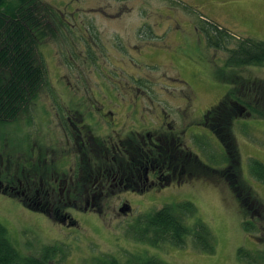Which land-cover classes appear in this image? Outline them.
<instances>
[{
  "label": "rangeland",
  "instance_id": "374dc122",
  "mask_svg": "<svg viewBox=\"0 0 264 264\" xmlns=\"http://www.w3.org/2000/svg\"><path fill=\"white\" fill-rule=\"evenodd\" d=\"M45 1L65 10L68 18L78 26L68 32L67 38L49 40L48 45L42 47L49 80L57 90L63 91V86L66 88L68 82L72 83L77 74L90 76L92 73L85 57L81 60L72 55L75 50L70 44L73 37L79 35L84 38L91 31L98 32L103 37L101 41H106L111 47V57H119L117 51L118 55L113 54L114 43H136L139 29L142 32L155 31L157 36L153 39L156 48L149 55L153 63L149 66L138 62L135 64L163 77L169 83L170 90H176V94L185 95L187 91H194L196 105L200 109L218 104L234 85L236 76L264 79L263 66H229V51L209 46L205 34L196 29L201 20L206 19L222 25L236 37L264 41V0ZM235 46L236 40L230 39L228 49ZM114 61L121 63L116 59ZM124 67L128 68L126 65ZM40 95L38 103L31 106L32 114L36 116L29 131L33 134L34 142H38V138L43 139L44 133L45 140L39 143L44 142L45 147L52 148L57 146L49 139L54 132V123L50 120L45 124L38 117L44 106L52 103L48 101L47 89ZM64 96L68 97L67 94ZM25 122L22 121V124ZM232 122L230 133L237 151L231 145L228 147L234 151L239 177L232 168L226 170V175L214 171L220 170L224 162L229 163L230 155L225 154L223 143L213 131H195L193 128L190 140L192 151L211 169L199 166L200 169L196 170L200 176L182 187L150 188L145 193L108 194L101 199L97 210L74 208L71 204L65 205V202L60 206L50 204L49 208L42 210L0 191V222L7 226L10 238L22 254L37 256L44 247L57 246L52 264H90L92 259L101 255H124L127 252L155 254L170 264H241L238 257L240 248L264 250V182L257 179L251 167L254 159L264 163V119L254 114L247 115L242 110L233 117ZM21 127L24 130L25 126ZM193 131L196 132L194 137ZM21 135L16 130L11 132L13 140L23 138ZM231 137H226L225 142ZM49 157L55 158L54 155ZM6 159L3 162L0 160V178L3 181L6 173L1 170L8 164ZM19 159L12 158L13 161L8 164L12 169L10 174H23L25 165ZM192 163L197 168L198 163ZM239 179L247 186L245 188L250 186L252 189L250 199L244 203L239 194L247 197L246 189H237L235 193L231 187V182ZM62 196L68 200L67 194ZM54 197L58 198L57 195ZM253 199L257 202H253ZM186 200L195 204L200 216L209 224L215 239L213 252L196 249L190 238L183 248L171 245L155 248L130 237V226L140 214ZM124 203L130 205L126 211L120 210ZM254 208L257 210L254 211ZM246 217L262 226L263 232L248 233L243 225Z\"/></svg>",
  "mask_w": 264,
  "mask_h": 264
},
{
  "label": "flooded vegetation",
  "instance_id": "af4514ba",
  "mask_svg": "<svg viewBox=\"0 0 264 264\" xmlns=\"http://www.w3.org/2000/svg\"><path fill=\"white\" fill-rule=\"evenodd\" d=\"M68 20L74 31L78 26ZM98 34L91 31L87 37L77 35L70 42L75 50L72 55L81 60L85 57L90 65V76L77 74L63 91L53 84V92L47 90L52 104L44 106L40 117L45 124L50 120L54 123L49 139L57 146L49 148L39 143L45 140L44 133L43 139L32 143L27 162L33 164L23 169L26 191L31 193L37 188L38 177L44 193L67 194L74 208L97 210L108 194L182 187L200 176L196 170L200 169V157L190 146L193 128L211 130L221 140L225 154L231 157L221 169L230 170L236 165L228 147L232 141L225 142L230 134L220 124L217 126L222 118L211 112L212 107L200 109L194 91L176 94L163 77L135 64L153 63L149 55L156 48L155 31L139 29L136 43H114L113 54L118 55L117 51L119 57L110 56L111 47ZM192 161L198 163L197 168ZM47 174L53 179L45 182L49 186L43 185ZM125 207L130 205L124 203L121 209Z\"/></svg>",
  "mask_w": 264,
  "mask_h": 264
},
{
  "label": "trees",
  "instance_id": "16d2710c",
  "mask_svg": "<svg viewBox=\"0 0 264 264\" xmlns=\"http://www.w3.org/2000/svg\"><path fill=\"white\" fill-rule=\"evenodd\" d=\"M68 19L65 10L56 8L45 0H0L1 162L6 157V163L9 164L13 161L12 158L19 157V160L24 162L22 165L27 166L28 164L31 167L33 164L31 160L27 162V158L32 154L31 149L34 142L33 138L28 139L31 136L29 127L33 123L32 118L36 116L35 113L32 114L31 106L35 105L44 90L53 92L42 47L48 45L49 40L65 38L68 32H72ZM199 25L196 26V29L205 34L209 46L229 51L227 58L229 66L254 65L264 67L263 40L236 37L222 25L206 19H202ZM218 35H221V38H218ZM230 39L236 40V46L228 49ZM234 79H236L233 80L234 85L224 98L212 107L211 111L214 115L218 114V117L222 118L221 122L216 124L217 126L220 124L221 127L228 130L230 137L231 126L233 125L231 118L236 117L240 111L245 110L247 115L254 114L264 119V79L245 78L243 76H236ZM241 79L243 80L240 81ZM41 113L40 111L39 114ZM22 121L25 124H22ZM21 125L25 126L24 130ZM12 130L21 133L23 138L13 140ZM20 140H23V144ZM231 141V147L237 151L233 137L226 143L230 144ZM231 147L229 150L234 155ZM198 163L200 168L211 169L200 159ZM8 164L5 165L4 170H1L2 173H6L4 181L0 178V191L3 193L16 196L30 207L36 206L35 208L42 210L49 208L50 204L51 206H60L63 202L65 205L69 204L68 200L63 198L59 192L44 193L40 185V178L38 179V186L33 192L26 191L27 178L24 174L18 176L19 172L16 173V176H10L11 170ZM236 167L234 165L232 169L236 170L239 177V170ZM251 167L257 179L264 182V163L254 159ZM214 171L223 172L224 175L227 173L223 169ZM35 180L37 181V178ZM43 180L45 186H49L45 182H53L49 174L44 175ZM235 182H231V187L235 193L241 188L246 189L247 197H243L242 193L239 194L241 202L244 203L250 199L249 194H251L252 189L250 186L245 188L247 186L241 179ZM35 184L33 182L31 185L34 186ZM11 187L15 190L10 189ZM56 195L58 198L54 197ZM255 200L253 199V202H257ZM35 201L41 203L36 205L33 203ZM255 210L257 208H254ZM190 219H192L191 222ZM243 225L248 233L262 230V226L248 220L247 217ZM130 228L129 235L131 238L155 248H161L165 245L183 248L191 241L198 250L213 252L215 249V239L209 224L200 216L195 204L188 200L166 204L157 210L142 213L136 217ZM57 251V246L51 245L44 247L37 256L22 254L10 238L7 226L0 222V264H52L51 261ZM238 257L241 264H264V250L253 251L252 249L240 248ZM90 264L170 263L155 254L127 252L124 255H101L92 259Z\"/></svg>",
  "mask_w": 264,
  "mask_h": 264
},
{
  "label": "water",
  "instance_id": "95a60500",
  "mask_svg": "<svg viewBox=\"0 0 264 264\" xmlns=\"http://www.w3.org/2000/svg\"><path fill=\"white\" fill-rule=\"evenodd\" d=\"M129 209V207H125V208H122L121 210L122 211H126V210H128Z\"/></svg>",
  "mask_w": 264,
  "mask_h": 264
}]
</instances>
